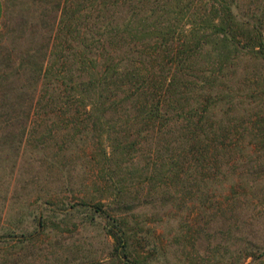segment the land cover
I'll return each instance as SVG.
<instances>
[{
    "label": "trees",
    "instance_id": "trees-1",
    "mask_svg": "<svg viewBox=\"0 0 264 264\" xmlns=\"http://www.w3.org/2000/svg\"><path fill=\"white\" fill-rule=\"evenodd\" d=\"M47 1L43 44H31L14 66L0 64V131L20 148L35 138L43 152L63 139L51 160L58 193L27 215V228L0 235L13 244L3 264L36 260L40 237L76 219L99 226L110 246L90 264L264 257L251 244L211 257L188 252L218 217L207 214L218 184L229 183L237 202L264 195V0H55L51 9ZM49 11L53 22L44 20ZM79 144L81 184L63 162ZM157 183L174 190L141 197ZM78 190L75 205L62 203ZM161 201L180 202L171 238L140 214ZM56 235L52 248L65 239ZM72 253L56 262L89 264Z\"/></svg>",
    "mask_w": 264,
    "mask_h": 264
},
{
    "label": "rangeland",
    "instance_id": "rangeland-1",
    "mask_svg": "<svg viewBox=\"0 0 264 264\" xmlns=\"http://www.w3.org/2000/svg\"><path fill=\"white\" fill-rule=\"evenodd\" d=\"M42 1L44 0H2L5 13L0 30V64L14 66L19 60L17 56L26 51L31 44L35 42L39 46L43 44L46 25L40 18L46 3H40ZM54 1H47L49 9L54 5ZM62 1L65 2V0ZM53 16L54 14L50 12L48 18L44 20L50 22ZM6 131L7 128L0 131V235L9 231L20 233L22 229L27 228V224L23 222L27 215L41 209L46 200L53 199L52 195L58 193L55 181L59 178V172L57 168L52 167L51 160L58 153V144L63 142L62 138L54 140L57 145L53 141H48L47 149L43 152L37 147L39 143L35 142V138H31L20 148L19 141H15L14 144L7 141ZM77 146L79 147L77 150L66 154L63 162L67 165L68 172L69 170L72 172L76 182L81 184L87 177L85 173L87 167L84 145ZM227 187H230L229 183L218 184L216 195L219 199L214 198L216 202L208 203L210 212L207 214L211 213V216L218 214V217H214L216 221L211 225L208 224L206 233L201 237L197 236L196 244L189 247L188 252L194 258L197 254L211 257L219 247H221L220 252L223 253L228 245L229 250H236L251 244L260 248L256 254L264 253V195L257 200L245 199L237 202L233 199L234 194L227 192ZM77 188L81 190L82 186ZM168 189L174 190L170 185L158 184L157 187L146 185L139 193L142 194L141 197L148 193L152 196H162ZM78 191L76 194L68 192L63 194L62 203L75 205L78 198L83 196V193ZM87 191L89 192V189ZM241 192L242 190L237 189V193ZM222 194L229 195V199L225 200ZM175 205L174 207V203L161 201L142 209L140 214L145 219L148 218L151 226L155 227L159 233L171 238L181 222L180 202ZM219 206L223 209L217 210ZM59 207L61 208L62 205ZM202 215L204 214L200 216ZM197 219L201 223L200 217ZM208 219L205 217L204 220ZM28 227L31 229L29 223ZM61 227L46 231L40 237L36 249L37 259L22 260L21 264H60L56 262L55 255L64 262L68 256H73L72 252L80 253L77 254L80 256V263L103 262L108 257L110 246L99 226H84L76 219L70 221L68 227L66 225ZM56 234L65 239L62 245L52 248L50 242L56 244ZM72 235V239H69ZM12 245L0 243V264H3L6 255L13 254ZM262 260L264 257L258 261L250 259L245 264H258ZM159 264H170V262Z\"/></svg>",
    "mask_w": 264,
    "mask_h": 264
},
{
    "label": "crops",
    "instance_id": "crops-1",
    "mask_svg": "<svg viewBox=\"0 0 264 264\" xmlns=\"http://www.w3.org/2000/svg\"><path fill=\"white\" fill-rule=\"evenodd\" d=\"M4 13H5V8L2 0H0V30L3 25V20H4Z\"/></svg>",
    "mask_w": 264,
    "mask_h": 264
}]
</instances>
